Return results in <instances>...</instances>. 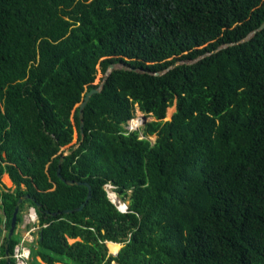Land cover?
<instances>
[{
	"label": "trees",
	"instance_id": "1",
	"mask_svg": "<svg viewBox=\"0 0 264 264\" xmlns=\"http://www.w3.org/2000/svg\"><path fill=\"white\" fill-rule=\"evenodd\" d=\"M263 26L264 0H0V264L26 195L30 264H264Z\"/></svg>",
	"mask_w": 264,
	"mask_h": 264
},
{
	"label": "rangeland",
	"instance_id": "2",
	"mask_svg": "<svg viewBox=\"0 0 264 264\" xmlns=\"http://www.w3.org/2000/svg\"><path fill=\"white\" fill-rule=\"evenodd\" d=\"M117 67H120V66H117ZM101 76H102V74L99 73L98 74V81L101 80ZM172 108H173V110L171 111L170 114H168L169 112H167L166 120H169L172 117V115L175 113L176 105L172 106ZM172 108L170 107V109H168V111H170ZM134 120L138 121L137 125L133 124ZM152 120H154V118L152 116H145V114L143 112H141L138 107H136L135 118L129 122V126H133L134 129L139 128V127L142 128L144 126L145 122H149ZM149 139L154 143L156 140V135L149 137ZM75 142H77V136H75L72 144H74ZM68 152L69 151H67V153ZM106 188L108 190L110 197H111V193H116L118 195V197L120 198V200H122L120 195L117 192H115L110 186H106ZM0 189L1 190H11V191H13L15 189V184L13 183V181L11 180V178L8 174H4L2 176L1 181H0ZM111 199H112V197H111ZM0 203H1V201H0ZM21 215L23 217L22 222L17 224V227H16V232L22 236V240L18 246L23 244L24 247L29 248V244H35V245L37 244L39 226H37L38 221H35L34 219H37L38 215L35 217L34 208L31 206L30 203H26ZM2 218H3V210L0 208V227L3 229L2 236L0 237V245L3 242L5 234L7 233V229L5 228V222L3 221ZM118 245H120V247L118 249V251H119L124 244H118ZM108 247H110V246H108ZM29 250H30V256H29L28 261L22 262V261H17V259H16L17 264H26V263L30 264L29 261L31 260V249L29 248ZM109 250L112 254L114 253V252H112L111 247Z\"/></svg>",
	"mask_w": 264,
	"mask_h": 264
},
{
	"label": "water",
	"instance_id": "3",
	"mask_svg": "<svg viewBox=\"0 0 264 264\" xmlns=\"http://www.w3.org/2000/svg\"><path fill=\"white\" fill-rule=\"evenodd\" d=\"M264 27V26H263ZM116 65L113 64L110 66V69H109V72L106 74V78L103 82V85L104 83L106 82L107 78H108V75L109 73H111L114 69H116ZM102 87L100 88H96V89H92L91 91H89L85 98H84V101L82 102L81 106H80V118H81V131L83 133L84 131V125H85V122H84V109L86 107V105L88 104V102L90 101L91 97L96 94V93H99L101 91ZM172 118V117H171ZM170 118V119H171ZM169 119V120H170ZM58 175L61 177V168H59V171H58ZM88 186L89 188V194H88V197L86 199V201L80 206L77 208V210H83V208L86 206V203L90 200V198L92 197V189H91V186L89 183H84ZM29 196L26 195V196H22L20 199H19V202H18V206L16 207V210L14 212V216H13V219H12V226H11V229H10V235H12L15 231H16V227H17V220H18V213L20 211V204L23 202L24 199L28 198ZM110 197V196H109ZM111 199V197H110ZM112 200V199H111ZM113 203H115L114 200H112ZM116 204V203H115ZM117 205V204H116ZM118 206V205H117ZM119 210H123V209H126L128 208V204L122 200V204L121 206H118ZM72 210H68L67 212H71ZM123 247V246H122ZM118 253V252H117ZM117 253H113L114 255H116Z\"/></svg>",
	"mask_w": 264,
	"mask_h": 264
},
{
	"label": "built area",
	"instance_id": "4",
	"mask_svg": "<svg viewBox=\"0 0 264 264\" xmlns=\"http://www.w3.org/2000/svg\"><path fill=\"white\" fill-rule=\"evenodd\" d=\"M127 129L130 130V131L135 130L133 126H129V125L127 126ZM136 129H138V128H136ZM107 186H110L115 191V186L114 185L108 184ZM126 210H127V208L123 209L121 211L125 212ZM34 213H35V217H36L37 213H36L35 209H34ZM34 220L38 221V217H37V219H34ZM29 256H30L29 248L24 247L23 244H21L20 246H18V245L16 246L14 257L17 259V261L27 262L28 259H29Z\"/></svg>",
	"mask_w": 264,
	"mask_h": 264
},
{
	"label": "bare ground",
	"instance_id": "5",
	"mask_svg": "<svg viewBox=\"0 0 264 264\" xmlns=\"http://www.w3.org/2000/svg\"><path fill=\"white\" fill-rule=\"evenodd\" d=\"M171 108H172V107H171ZM169 109H170V108H169ZM172 110H173V108H172L170 111H168V112H169L168 114H170ZM137 123H138L137 120H134V121H133V124H134V125H137ZM111 197H112V200H114L115 203H116L117 205L121 206V204H122V200H120V198L118 197V195H117L116 193H111ZM110 247L112 248V251H113L114 253H117V251H118L120 245L115 244V243H110ZM118 252H119V251H118ZM114 264H116V263H114Z\"/></svg>",
	"mask_w": 264,
	"mask_h": 264
}]
</instances>
